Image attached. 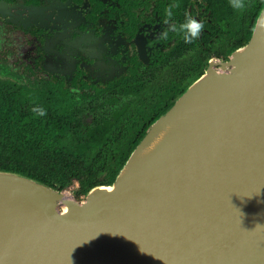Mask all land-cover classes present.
Returning a JSON list of instances; mask_svg holds the SVG:
<instances>
[{"label": "water", "instance_id": "95a60500", "mask_svg": "<svg viewBox=\"0 0 264 264\" xmlns=\"http://www.w3.org/2000/svg\"><path fill=\"white\" fill-rule=\"evenodd\" d=\"M63 192L0 171V264H264V1L109 186Z\"/></svg>", "mask_w": 264, "mask_h": 264}, {"label": "flooded vegetation", "instance_id": "af4514ba", "mask_svg": "<svg viewBox=\"0 0 264 264\" xmlns=\"http://www.w3.org/2000/svg\"><path fill=\"white\" fill-rule=\"evenodd\" d=\"M263 1L234 8L230 0H0V75L149 107L244 45ZM185 13L203 23L199 37L186 44L169 31L162 39Z\"/></svg>", "mask_w": 264, "mask_h": 264}, {"label": "trees", "instance_id": "16d2710c", "mask_svg": "<svg viewBox=\"0 0 264 264\" xmlns=\"http://www.w3.org/2000/svg\"><path fill=\"white\" fill-rule=\"evenodd\" d=\"M181 93L129 106L113 93L77 98L41 79L0 75V171L56 191L75 184L78 201L113 182L147 127Z\"/></svg>", "mask_w": 264, "mask_h": 264}, {"label": "clouds", "instance_id": "9594fccd", "mask_svg": "<svg viewBox=\"0 0 264 264\" xmlns=\"http://www.w3.org/2000/svg\"><path fill=\"white\" fill-rule=\"evenodd\" d=\"M230 2L234 8H243L242 0H230ZM173 7V5H169L167 8H165L164 12L166 17H172ZM175 7H178V5H175ZM203 28V23L193 18L189 13H185V20L181 22L178 27L176 25H172L169 27L168 31H163L160 35L162 39H167L169 31L178 34L182 33L181 38L183 42L186 44H191L199 37ZM33 111H38L39 115H45V112L42 109H33Z\"/></svg>", "mask_w": 264, "mask_h": 264}, {"label": "bare ground", "instance_id": "6f19581e", "mask_svg": "<svg viewBox=\"0 0 264 264\" xmlns=\"http://www.w3.org/2000/svg\"><path fill=\"white\" fill-rule=\"evenodd\" d=\"M168 128H164L161 131H159L155 137L151 140V142L149 143V145L147 146V150L151 149L152 147H154L155 145L158 144V142H160V140L163 138V136L166 134ZM63 200H69L70 196L67 195V193L63 192ZM62 212H64V208H62Z\"/></svg>", "mask_w": 264, "mask_h": 264}, {"label": "rangeland", "instance_id": "374dc122", "mask_svg": "<svg viewBox=\"0 0 264 264\" xmlns=\"http://www.w3.org/2000/svg\"><path fill=\"white\" fill-rule=\"evenodd\" d=\"M75 187H76V185L73 184V187H71L70 189H68V190H66V191H64V192L67 193V194L70 196V198L73 199V200H75L76 202H81V201H83L84 197H80L79 200L77 201V200L74 199L73 196H72V190H73Z\"/></svg>", "mask_w": 264, "mask_h": 264}]
</instances>
